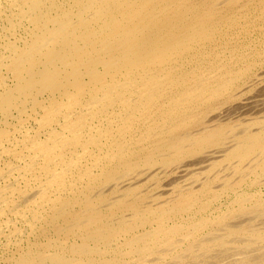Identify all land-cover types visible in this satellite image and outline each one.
<instances>
[{
	"label": "bare ground",
	"instance_id": "1",
	"mask_svg": "<svg viewBox=\"0 0 264 264\" xmlns=\"http://www.w3.org/2000/svg\"><path fill=\"white\" fill-rule=\"evenodd\" d=\"M0 264H264V0H0Z\"/></svg>",
	"mask_w": 264,
	"mask_h": 264
}]
</instances>
